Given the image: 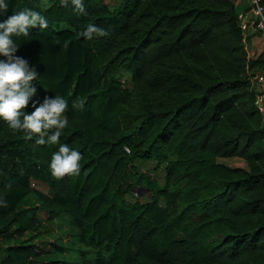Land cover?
Segmentation results:
<instances>
[{"label": "trees", "instance_id": "trees-1", "mask_svg": "<svg viewBox=\"0 0 264 264\" xmlns=\"http://www.w3.org/2000/svg\"><path fill=\"white\" fill-rule=\"evenodd\" d=\"M83 2L86 15L72 0H8L0 12L28 6L47 17V28L13 36L15 54L40 72L33 99L67 100L60 143L82 154L78 172L56 177L49 161L58 144H37L0 118V240L42 229L36 212L19 210L34 194L48 222L61 226L59 214H70L92 249L83 264H264V120L250 85L264 73V53L248 56L242 6ZM89 23L106 34L86 38ZM28 159L46 171L51 196L22 177ZM147 162L164 166L161 184ZM139 188L150 196H133ZM34 254L31 243H0V264H60Z\"/></svg>", "mask_w": 264, "mask_h": 264}, {"label": "clouds", "instance_id": "clouds-1", "mask_svg": "<svg viewBox=\"0 0 264 264\" xmlns=\"http://www.w3.org/2000/svg\"><path fill=\"white\" fill-rule=\"evenodd\" d=\"M67 3V0H62ZM74 10L80 14H87L83 0H72ZM9 8L8 0H0V12ZM39 24L41 29L48 27L47 17L39 10L25 6L12 11L5 19H0V118L7 121L15 130H24L27 136H36L37 144H58L52 153L49 168L56 177L66 173L79 171L81 152L69 143H60L61 132L68 124L63 115L67 100L61 95L45 96L41 100L37 97L36 83L40 72L34 65H30L27 58L15 54L19 45L13 36H27L29 27ZM106 29L89 23L82 35L91 39L94 35H104ZM31 100L33 111L28 112L25 106ZM54 129L49 133L45 130ZM39 134V135H36Z\"/></svg>", "mask_w": 264, "mask_h": 264}, {"label": "rangeland", "instance_id": "rangeland-1", "mask_svg": "<svg viewBox=\"0 0 264 264\" xmlns=\"http://www.w3.org/2000/svg\"><path fill=\"white\" fill-rule=\"evenodd\" d=\"M46 1V0H45ZM110 5L114 6L118 0H105ZM119 78L124 79V83H127L129 78H131V73L128 71L119 72ZM231 165L244 166L245 161L238 157H231L225 159ZM147 170L153 171L154 180L158 183H162L163 180V165H158L154 168L153 162H147L143 165ZM20 173L25 180H30L31 185L39 188L45 193L52 192V188L49 186V178L40 165V167L35 166L29 159L25 162L24 166L20 167ZM40 182H47V185ZM43 179V180H42ZM45 180V181H44ZM37 182L36 185L33 182ZM138 196L143 200V197L147 198L150 196L147 189L139 188ZM24 201L19 205L20 212L34 211L37 213L39 219L42 222V229L39 231H27L24 236L18 240L7 242L5 240H0L2 245L14 242H27L33 244L35 248V257L38 259H51L57 258L60 260V264H83V258H86L92 254V249L87 248L83 245L80 240V232L77 230L75 224L67 212H62L59 214L56 223L48 222L47 213L41 208L40 199L34 194H29ZM130 199H134L131 194H128ZM67 216V217H66ZM14 228V227H12Z\"/></svg>", "mask_w": 264, "mask_h": 264}, {"label": "built area", "instance_id": "built-area-1", "mask_svg": "<svg viewBox=\"0 0 264 264\" xmlns=\"http://www.w3.org/2000/svg\"><path fill=\"white\" fill-rule=\"evenodd\" d=\"M240 1L243 2L244 6L238 12V25L241 29L245 49L248 56L251 57L248 37L253 33L264 37V2L262 0ZM250 85L255 94V105L264 120V73L259 70L256 71L250 79ZM138 190L133 191V196L139 197Z\"/></svg>", "mask_w": 264, "mask_h": 264}, {"label": "crops", "instance_id": "crops-1", "mask_svg": "<svg viewBox=\"0 0 264 264\" xmlns=\"http://www.w3.org/2000/svg\"><path fill=\"white\" fill-rule=\"evenodd\" d=\"M235 2L242 7L244 6L243 2H241L240 0H235ZM248 45H249V49L252 55H258L260 53H264V37L261 36L260 34H255V33L251 34L248 37ZM38 181L40 182V180ZM36 183L37 182H35V185ZM40 183H44L47 185V182H40ZM52 193L53 191L51 192V194L50 193L49 194L47 193V194L51 196Z\"/></svg>", "mask_w": 264, "mask_h": 264}]
</instances>
